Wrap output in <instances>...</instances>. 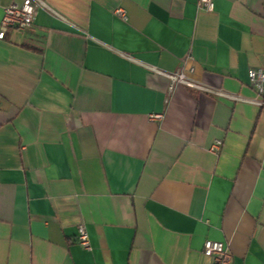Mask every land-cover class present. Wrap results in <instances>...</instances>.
Instances as JSON below:
<instances>
[{"label":"crops","instance_id":"obj_1","mask_svg":"<svg viewBox=\"0 0 264 264\" xmlns=\"http://www.w3.org/2000/svg\"><path fill=\"white\" fill-rule=\"evenodd\" d=\"M39 1L0 41V264H264V0Z\"/></svg>","mask_w":264,"mask_h":264},{"label":"built area","instance_id":"obj_2","mask_svg":"<svg viewBox=\"0 0 264 264\" xmlns=\"http://www.w3.org/2000/svg\"><path fill=\"white\" fill-rule=\"evenodd\" d=\"M199 11L205 14L214 13L213 0H195ZM37 11H43L46 13H53L50 9L39 0H22L21 4H11L9 7L3 9V15L0 21V41H5L7 34L10 31H16L21 35H27V33L35 28V17ZM114 16L125 21L126 17L121 9H117L114 12ZM168 78L172 85L182 86L189 89H196L210 96L220 98H230L233 101H238L234 97H228L221 91H215L208 88H203L195 85L187 80L183 73H176L174 75H164ZM248 79L250 85L255 89L257 96L261 98L264 95V71H250L248 73ZM258 107L263 106L262 103L256 102ZM160 116H150V121H160ZM221 141L216 140L211 145L209 151L214 155H218L221 149ZM77 243L85 251L90 252L91 247L89 245L88 236L82 225L78 227ZM201 253L207 257L212 264H231V256L227 247L223 243L206 241L203 244Z\"/></svg>","mask_w":264,"mask_h":264}]
</instances>
